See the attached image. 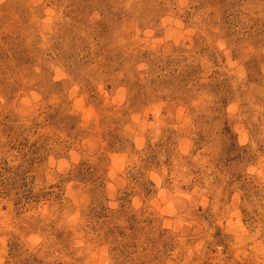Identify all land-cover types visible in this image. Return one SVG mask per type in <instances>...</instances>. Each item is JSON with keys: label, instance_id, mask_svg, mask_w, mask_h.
Segmentation results:
<instances>
[{"label": "rangeland", "instance_id": "obj_1", "mask_svg": "<svg viewBox=\"0 0 264 264\" xmlns=\"http://www.w3.org/2000/svg\"><path fill=\"white\" fill-rule=\"evenodd\" d=\"M0 264H264V0H0Z\"/></svg>", "mask_w": 264, "mask_h": 264}]
</instances>
